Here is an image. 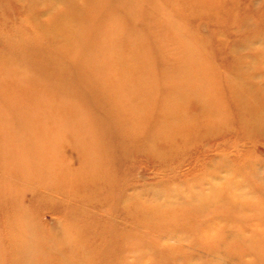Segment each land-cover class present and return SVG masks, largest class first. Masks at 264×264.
Listing matches in <instances>:
<instances>
[{"label":"rangeland","instance_id":"374dc122","mask_svg":"<svg viewBox=\"0 0 264 264\" xmlns=\"http://www.w3.org/2000/svg\"><path fill=\"white\" fill-rule=\"evenodd\" d=\"M134 1L140 3L142 14L136 19V25H144V13L152 10L151 2ZM158 1L164 13L160 15L161 20L170 17L176 21L177 27L188 34L187 40L206 55L210 53L221 67L223 56L217 53L219 39L232 42L256 34L264 37V0H237L234 3L231 0H191V7H185L188 0H177L185 7L177 9V13ZM166 1L173 3L175 0ZM99 3L97 10L91 13L104 17L108 4ZM8 6L4 11L9 20L1 22L3 28H7L6 33L11 32L8 27L16 21L14 19L23 15L14 3L12 7ZM114 9L121 12L120 8ZM245 27L250 30L236 34L238 28L243 30ZM163 42L172 47L174 39L166 35ZM197 42L203 43V48ZM111 43L114 56L123 53V48L118 47L114 39ZM2 45L0 49H3ZM19 45L23 47V44ZM38 45L43 50H51L47 43ZM179 51L183 53V50ZM56 55L54 57L60 60ZM39 60L44 66L51 67L47 63L49 60L43 57ZM162 62L158 60L151 67L162 73L176 65V62L173 66ZM35 71L32 70L37 76L35 82L50 91L57 79L64 81L66 77L65 92L53 96L61 95L64 101L68 99L75 109H81L84 119L77 123L58 120L51 112H33L15 104L12 94L0 98V264H10L6 251L12 250L8 246V231L21 232L28 238L33 233L41 234L38 226L57 228L54 225L59 222L61 228H57V232L45 233L51 243L67 242L64 250H68L67 246L74 250H104L105 257L116 258L117 263L126 259L129 264H264V199L259 196L246 199L247 188H230L219 184V180L211 175L229 177L226 170L234 169L233 163H242L244 156H256L264 161L263 148L228 150V159L224 161L230 166L226 165V170H217L215 166L208 171L211 174H202L206 157L201 154L200 145L180 150L182 135L173 130L176 126L165 125L166 128L170 124L171 128L168 138L159 132L157 136L153 133L154 137H148L150 126L137 131L135 139L126 138L117 133L119 130H109L106 125H112L114 115L112 108L106 106L104 109V105L97 104L105 95L102 87L94 84L83 91L76 78L69 77L65 71L57 79V76L50 78L44 76V72ZM111 82L105 83L104 90L108 93H112ZM30 89L23 87L20 93L26 97ZM67 89L75 92L70 95ZM43 97L53 101L49 91ZM183 106H187L184 116L199 114L195 105ZM146 113L143 108L138 111L140 117ZM176 119L180 121L181 117ZM199 122L197 120V125ZM206 127L188 135L192 144L196 140L202 144H216L225 138L213 139L210 133L216 128L211 127L208 133L204 130ZM206 132L205 137L199 135ZM171 146L176 150L171 151ZM155 147L157 156L150 152ZM260 148L261 153L257 152ZM124 149L126 154L122 153ZM87 153L89 159L84 157ZM244 179L245 175L240 172L231 175L230 180ZM239 194L240 197L234 200ZM17 203H21L26 214L21 227L14 220L22 211L20 206L16 208ZM234 203H239L240 207ZM248 205H254L255 209ZM67 221L75 227L68 228ZM32 228L36 231L32 232ZM253 231L258 235L254 237ZM95 258L98 264L99 257Z\"/></svg>","mask_w":264,"mask_h":264},{"label":"bare ground","instance_id":"6f19581e","mask_svg":"<svg viewBox=\"0 0 264 264\" xmlns=\"http://www.w3.org/2000/svg\"><path fill=\"white\" fill-rule=\"evenodd\" d=\"M235 1L237 0H231V3ZM99 2L108 4L104 17L96 12L91 13L100 6ZM149 2L152 10L144 13L146 23L136 25V19L141 18L142 14L139 10L140 3L134 0H1L0 23L9 20L4 9L8 5L12 7V3L21 8L19 10H22L23 15L14 19L16 21L8 27L11 28L10 33L5 32L7 28H3V23L0 24V44H3V49H0V98L12 94L15 104L28 107L33 112H51L56 115L54 119L81 122L84 119L81 109H75L74 104L68 99H61V95L53 96L57 92L64 93L65 86H68L66 77L64 81L57 79L65 71L69 77L76 78V83H79L83 91L94 84L103 88L105 95L97 104L104 105V109L107 106L113 110L114 119L110 122L112 125L106 124L109 130H119L117 133L135 139L137 131L150 126L147 129L148 137H154L153 133L157 136L159 132L168 138L170 124L176 126L173 130L180 131L182 135L180 150L200 145L201 154L206 157V162L202 164V174H211L208 171L215 166L217 170H223L229 165L224 161L225 158L228 159V150H237L239 147L264 149V37L256 34L252 38L241 37L232 42L217 39L219 42L216 51L223 56L221 67L214 57H210V53L206 55L187 40L188 34L177 27L176 21L170 17L161 20L160 15L164 13L158 0ZM161 3L170 6L176 11L174 13L178 12L177 9L191 7L192 4L191 0L184 3L185 7L177 0L173 3L161 0ZM199 6L202 7V4ZM114 7L120 8L121 12L117 13ZM118 16L120 17L117 18ZM238 29L236 34L250 30L246 27ZM166 35L171 40L174 39L172 47L163 42ZM113 39L118 47L123 48V53L114 56L111 52ZM43 43H47L51 50H43L38 45ZM19 44H23V47ZM196 44L201 48L204 46L200 42ZM179 50H183V53ZM50 51L57 54L60 60ZM41 57L49 60L47 63L51 67L41 64ZM158 60L164 61V64L166 62L167 66H173V62L176 65L161 73L152 68V64ZM32 70L44 72V76L50 78L57 76L54 88L52 86L51 91L46 90L39 82H35L37 76ZM108 81L113 82L112 93L104 90ZM23 87L31 88L26 97L20 93ZM70 90L68 91L72 95L75 91ZM48 91L52 93L53 101L43 97ZM31 97L33 100H30ZM183 104L195 105L199 114L184 116L187 106L184 107ZM142 108L147 112L144 117L138 115ZM177 117H181V120L177 121ZM197 120L200 121L198 125ZM167 123L170 124L165 128ZM202 126H207L204 130L208 133L211 132V127L216 128L210 133L213 139L220 136L225 138L216 144H202L197 140L192 144L188 135L198 133ZM207 132L199 135L203 136ZM174 147L169 149L174 151ZM261 148L257 152L261 153ZM122 151L123 154L127 152L125 149ZM150 152L158 155L156 147L150 149ZM84 157L89 159L88 153ZM261 159L244 156L242 163L238 161L231 165L235 170L224 169H227L229 177L211 175L219 180V184L230 188H247L249 194L245 193L246 199L252 200L255 196L264 199V161ZM240 172L246 179L230 180L231 175L235 176ZM238 197L240 194L234 200ZM215 202L220 205L219 201ZM21 203H17L16 208ZM235 205L240 207L239 203ZM248 206L255 209L254 205ZM245 207L247 206L244 205ZM230 208L231 206L228 209ZM19 209L22 211L17 213L14 220L21 227L25 223L26 214L21 206ZM60 224L61 222L54 226L61 228ZM66 224L68 228L75 227L68 221ZM57 228L50 226L43 229L38 226V230L43 233L38 236L33 233L28 238L21 232L16 234L8 231V246L12 250L6 251L9 252L10 264H97L95 257H99L98 264H129L126 259L123 263H117L116 258L105 257L104 250H74L71 246L64 250L67 242L55 244L46 238V231L57 232ZM31 231L35 232L36 228ZM252 233L253 236L258 235L256 231ZM57 237L60 239L61 236Z\"/></svg>","mask_w":264,"mask_h":264}]
</instances>
